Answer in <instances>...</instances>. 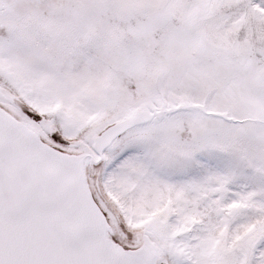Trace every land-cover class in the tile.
Returning a JSON list of instances; mask_svg holds the SVG:
<instances>
[{
	"label": "snow or ice",
	"instance_id": "obj_1",
	"mask_svg": "<svg viewBox=\"0 0 264 264\" xmlns=\"http://www.w3.org/2000/svg\"><path fill=\"white\" fill-rule=\"evenodd\" d=\"M0 264H264V0H0Z\"/></svg>",
	"mask_w": 264,
	"mask_h": 264
}]
</instances>
